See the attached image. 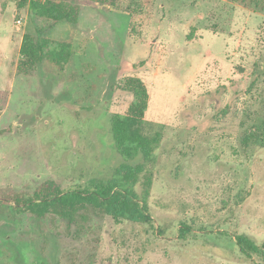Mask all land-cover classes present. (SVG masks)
<instances>
[{
	"label": "rangeland",
	"instance_id": "1",
	"mask_svg": "<svg viewBox=\"0 0 264 264\" xmlns=\"http://www.w3.org/2000/svg\"><path fill=\"white\" fill-rule=\"evenodd\" d=\"M18 0H0V189L31 194L107 179L120 162L110 115L140 78L144 119L162 127L147 200L152 226L91 216L75 236L64 221L37 220L0 205V264H264L235 236L264 245V149L243 153L240 135L264 113V15L233 0H117L82 6L76 24L47 29ZM72 44L64 71L16 74L24 33ZM141 186L136 191H141ZM192 229L186 239L178 229ZM157 228L162 235L157 236Z\"/></svg>",
	"mask_w": 264,
	"mask_h": 264
},
{
	"label": "trees",
	"instance_id": "2",
	"mask_svg": "<svg viewBox=\"0 0 264 264\" xmlns=\"http://www.w3.org/2000/svg\"><path fill=\"white\" fill-rule=\"evenodd\" d=\"M254 13L264 15V0H233ZM82 6H107L118 10L117 0H18L15 13L27 9L32 18L43 21L47 29L64 22L76 24ZM72 57V44L68 40H55L45 32L24 33L21 39L16 63V74L32 76L39 65H50L64 71ZM120 89L132 96L126 113L110 115V130L116 153L121 162L111 170L110 176L103 180H92L84 188L63 189L54 181L40 183L31 194L12 189H0V205L16 213L29 214L37 220L50 216L64 221L67 232L75 226V236L86 231L92 215L109 217L115 223L128 221L152 226L148 214L147 200L153 183L152 168L154 153L159 148L163 133L162 127L144 119L148 107L149 94L140 78L126 77L120 81ZM9 87L0 90V111L9 99ZM264 108V107H263ZM251 123L244 127L240 135V148L243 153L252 149H264V113L252 114ZM140 185L141 191L136 187ZM179 238L186 239L192 229L181 224ZM162 231L157 228V236ZM239 251L249 256L262 253L259 247L245 235L235 236Z\"/></svg>",
	"mask_w": 264,
	"mask_h": 264
}]
</instances>
